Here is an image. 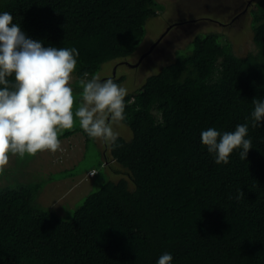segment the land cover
Wrapping results in <instances>:
<instances>
[{
  "label": "trees",
  "instance_id": "obj_1",
  "mask_svg": "<svg viewBox=\"0 0 264 264\" xmlns=\"http://www.w3.org/2000/svg\"><path fill=\"white\" fill-rule=\"evenodd\" d=\"M163 6L158 0H0V12H9L29 38L78 49L74 80L134 55L147 21ZM252 26L255 49L246 55L220 33L197 35L192 50L180 51L127 94L123 123L132 138L119 135V147L108 153L106 145L95 164L101 172L124 173L107 166L113 160L126 176L103 175L69 218L39 206L43 182L2 187L0 176V264H157L165 252L172 264H264V123L251 126L252 101L264 100V0ZM101 78L125 81L117 74ZM244 123L252 141L247 159L237 149L228 164L217 165L201 132ZM79 131L86 143L95 141L78 124L58 139ZM77 166H65L64 178L98 175L92 166L79 176Z\"/></svg>",
  "mask_w": 264,
  "mask_h": 264
},
{
  "label": "clouds",
  "instance_id": "obj_2",
  "mask_svg": "<svg viewBox=\"0 0 264 264\" xmlns=\"http://www.w3.org/2000/svg\"><path fill=\"white\" fill-rule=\"evenodd\" d=\"M259 1L233 0L226 11L232 10L238 17L236 21L251 17L253 24V10ZM206 14L199 18L218 20ZM13 20L9 12H0V173L9 163V154L23 159L25 154L56 152L61 143L58 134L72 129L76 122L90 139H98L110 148L119 147L116 129L126 119L127 89L111 78L102 79L99 74L89 78L85 72L79 79L82 91L74 96L69 82L77 67L78 49L45 47L42 41L29 38ZM13 74L14 82H10ZM252 102L251 126L255 128L264 123V100ZM248 132V123L223 133L208 128L201 132V142L217 165H226L237 149L241 150L240 159H247L252 148ZM243 197L244 192L238 190L236 199ZM172 261L171 253L165 252L157 264Z\"/></svg>",
  "mask_w": 264,
  "mask_h": 264
},
{
  "label": "rangeland",
  "instance_id": "obj_3",
  "mask_svg": "<svg viewBox=\"0 0 264 264\" xmlns=\"http://www.w3.org/2000/svg\"><path fill=\"white\" fill-rule=\"evenodd\" d=\"M158 2L164 6L160 8L156 17L147 21L146 36L137 52L129 58L132 63H136L139 57L144 55L152 44L156 43L149 57H153L152 61L156 59L157 65L155 67L142 65L139 68H132L123 64L118 65L117 61H110L105 63L97 73L101 77L114 75V73L118 77L125 76V81L121 85L127 89V94L140 88L148 76L158 73L165 65L174 62L180 51L192 50V42L197 35L220 33L225 41H230L232 49L238 55H246L255 49L251 17L250 19L244 17L230 25L218 22L230 20L228 16L224 15L227 8L233 5V0H158ZM211 12H216L218 15ZM205 14L209 15L208 18L213 17L218 20L199 18ZM177 22H181V26ZM169 25H171V29L167 30ZM73 82L74 86H72ZM69 86L73 88L74 96L78 97L82 91L79 80L72 78ZM75 107L74 104L73 111H75ZM76 124L78 122L74 125ZM116 130L119 135H123L127 139L132 138V131L127 124L122 122V126ZM61 141L60 148L54 153L44 150L35 156L25 154L23 159L18 154H9V163L0 176H3L1 178L2 187L18 188L21 185L43 182L44 186L37 200L39 206L55 210L64 218H69L90 192L99 189L105 180L103 175L107 180H117L120 176H126V170L118 162L109 160L108 163L106 162L107 166L124 170V173L118 174L107 168H103L104 172H101V168L95 164L102 160L106 145L98 139L86 143V138L81 131ZM107 148L109 153L110 147L107 146ZM73 162L76 163L71 164ZM69 164L70 166L78 165L79 176L84 175L92 166H95L98 175L89 176L87 179L83 178L84 181H80V179L67 180L65 179L66 173H63L62 170ZM54 174L60 178H51ZM49 176L53 179L50 182Z\"/></svg>",
  "mask_w": 264,
  "mask_h": 264
},
{
  "label": "flooded vegetation",
  "instance_id": "obj_4",
  "mask_svg": "<svg viewBox=\"0 0 264 264\" xmlns=\"http://www.w3.org/2000/svg\"><path fill=\"white\" fill-rule=\"evenodd\" d=\"M224 16H228L229 17V21H220V23L221 24H227V25H230V24H233V22H235L237 19H238V17L236 16V14L234 13L233 14V12H232V10H229L228 12H226L225 13V15ZM221 19V18H220ZM178 24H179V26H181L180 24H181V22H177ZM169 29H171V25H169L168 26V29L167 30H169ZM166 30V31H167ZM164 34V33H163ZM162 34V35H163ZM155 46H156V43H154V44H152L151 45V47H150V49H148L145 53H144V55L142 54L140 57H139V59L137 60V62L136 63H132L131 62V60L128 58V59H123V60H120V61H118V62H116L118 65H121V64H123V65H128V66H130V65H135V67H132V68H139L140 66H150V67H155L156 65H157V63H156V59H154L153 61H152V58L153 57H149L150 56V54H151V52L154 50V48H155ZM133 56V55H132ZM156 60V61H155ZM147 66V67H148Z\"/></svg>",
  "mask_w": 264,
  "mask_h": 264
},
{
  "label": "water",
  "instance_id": "obj_5",
  "mask_svg": "<svg viewBox=\"0 0 264 264\" xmlns=\"http://www.w3.org/2000/svg\"><path fill=\"white\" fill-rule=\"evenodd\" d=\"M238 1V0H237ZM114 75H115V73H114Z\"/></svg>",
  "mask_w": 264,
  "mask_h": 264
}]
</instances>
